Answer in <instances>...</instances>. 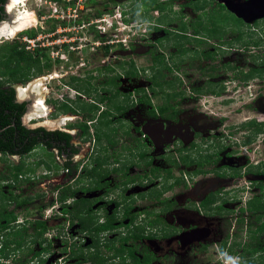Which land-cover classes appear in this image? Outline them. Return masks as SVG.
<instances>
[{
	"label": "flooded vegetation",
	"instance_id": "obj_1",
	"mask_svg": "<svg viewBox=\"0 0 264 264\" xmlns=\"http://www.w3.org/2000/svg\"><path fill=\"white\" fill-rule=\"evenodd\" d=\"M10 2L0 4V23L12 20ZM135 11L137 36L99 48L104 59L92 56L83 74L65 65L69 80L59 78L73 94L51 100L48 86L37 93L39 80L20 91L0 85L6 97L14 91L12 104L25 105L20 116L0 108V137L15 145L0 159L28 170L7 181L0 175V264H202L200 254L216 257L206 264L263 261L264 214L249 203L264 201V0H137ZM27 51L49 64L43 73L55 67ZM55 108L78 119V129L36 120ZM231 115L243 121L230 124ZM39 178L50 192L21 194L22 183ZM247 180L258 195L226 197ZM25 198L34 199L19 204ZM42 198L37 214L28 210ZM17 211H27L24 219Z\"/></svg>",
	"mask_w": 264,
	"mask_h": 264
},
{
	"label": "rangeland",
	"instance_id": "obj_2",
	"mask_svg": "<svg viewBox=\"0 0 264 264\" xmlns=\"http://www.w3.org/2000/svg\"><path fill=\"white\" fill-rule=\"evenodd\" d=\"M55 1H59V0H29L25 3H21L20 5H17V7H14L16 11L14 10L12 12L13 14L12 20L11 22L8 23L13 24V22L16 20V17L19 15V12L25 13V11L31 12L34 16H36L37 19L36 23H34V26L32 25L29 29H26L25 31L23 30L24 32L22 31L20 32V34H17L16 36H12L9 38L2 36L0 38V44L2 43L13 44L15 42L21 43L24 42L23 38L27 37L25 35L26 31H31L36 33V36L31 38L35 41V45H36L34 54L37 56H43L45 61L56 60L57 62L55 64V67L54 68L52 67L49 70H45L42 76L39 77L35 76L36 78H34L28 83H23V84L16 83L14 84V86L18 88V91L25 90L27 87H29V84L31 82L35 80L36 81L39 80L34 83L35 87H37L36 88V90L38 91L37 93L40 94L41 93L40 91L43 88H44L43 90H45L44 85L48 86L49 91L52 93L51 100H53V98L59 100V98L64 94L65 95L73 94L72 88L70 86H67L66 83H64L65 85H63L59 78L60 75L67 74L63 70L64 68L66 69L65 65H69L70 67H72L71 70L73 72L77 71L78 74H83L85 68L84 66L85 65L89 66L88 62L90 61L92 56L95 57L97 63H100L101 60L104 59L103 56L104 54L101 50H99V48H102L105 46V44H110V43L113 44L112 46H116L117 45L116 41H120V40H123L124 44H126L131 38L137 36L138 30L141 27L140 26L141 22H139L141 14L135 11V3L137 0H133V1L109 0L111 2L110 9L101 12H99V9L104 8L103 7L104 3L107 2V0H74L71 1L70 5H68L66 0L64 2L63 0H60L59 2L63 6L64 13L61 12L60 5L55 3ZM97 1L103 4L96 6ZM122 10H124L127 14L126 16L125 15L122 16L124 20L125 19L131 20L132 18V21L128 24L129 26L130 25L132 26L131 28L129 27L124 30L119 29V26L117 25V22L119 21L118 15L120 13L122 15L123 12ZM16 13H18V15ZM103 15H110L106 23L104 22L101 23V25L105 27V31H106L105 35L98 33L95 26L90 25L91 22L102 19ZM217 22L219 23L221 29H224L228 25L225 21L219 19L217 20ZM110 23L113 24V27H110ZM93 27L95 28L94 30H92ZM94 42L98 44L97 45L98 47L93 44ZM76 47L79 48L77 49ZM96 47L98 48V51L95 49V51L97 52L96 54H94L95 52L94 48ZM75 50L80 51L79 56H76V54H74ZM115 55L119 56V54L117 53ZM135 59L138 61L140 65V69L146 67L148 64L145 57H135ZM226 60L227 61L230 60V62L229 61L228 62L229 64H231V62L233 61V57L228 56ZM112 64L114 66L115 62H113ZM77 66H81L80 67L81 69H78L79 67ZM66 70H70V69H66ZM65 78L67 81L69 80V77H67V75ZM104 80L106 79L102 77L98 81H96V84H102ZM42 95L40 96L41 99H42ZM237 107H238L237 103L233 104L232 106H230L229 110H233V109L235 110ZM44 108L46 109L45 106ZM212 110L214 113H216V111H214V108H212ZM203 111L209 112L207 108H204ZM64 116L65 113L63 111L60 110L57 111L55 108V110H53V114L48 115L47 117H42L40 119L37 118L36 120H38V122L48 120V122L57 123L63 117L64 119L63 122L64 124H62L63 128L78 129L77 127L79 122L78 119H75L74 121H67L65 120ZM197 116H201V112H199ZM243 117L244 115L237 118L235 115H231V119L229 123L230 124H234L235 122L240 123L243 121ZM258 117H261V114H258ZM253 147H255L256 150L257 145L255 144ZM262 147L264 146L262 145ZM260 150H261V146H260ZM249 152L251 156H249L248 153L245 151H242V155L243 156L248 155L250 158L253 159L255 157L254 152L251 151ZM261 154L262 155L260 156V158L264 156V153ZM260 158L257 157L254 158L255 162L259 161ZM17 164L18 162L14 157H7L6 160H3V158H1L0 175L7 174L10 172L8 168L9 165H17ZM42 172H45V169L43 167L38 168V170H36V173L33 176H41ZM250 183H251L250 180H247V183H243V185H240V190L239 188H233L230 190L229 188H227L228 191H226V197L236 198V199L239 198L240 201H245V200H249V198L253 197V195H258V192L254 190L252 184ZM246 187H251L255 192L246 189ZM19 190L21 191L22 195L32 196V195H36L38 192L42 193L46 190H48L47 192H50L52 190V187L49 186L48 184L46 185V182L42 178H39L36 179V181L33 184L22 183V186ZM46 196L48 195L46 194ZM44 202H46L44 198L35 200L31 204L33 208L29 206L28 210L30 209L33 213L37 214L40 211L39 208H41V206H44L45 204ZM27 211H21V212L17 211L19 212V218L24 219V216H26ZM211 256L212 254L208 256L203 254L198 255V257L200 258L199 259L200 262H203L202 264H206L208 258H210L212 261L217 260L216 257H211Z\"/></svg>",
	"mask_w": 264,
	"mask_h": 264
},
{
	"label": "trees",
	"instance_id": "obj_3",
	"mask_svg": "<svg viewBox=\"0 0 264 264\" xmlns=\"http://www.w3.org/2000/svg\"><path fill=\"white\" fill-rule=\"evenodd\" d=\"M5 0H0V4H2ZM153 5V3H152ZM2 7L0 6V21L3 20L1 11ZM134 20V19H133ZM132 21L130 19H125V22L130 23ZM24 32V31H23ZM25 35L29 38H33L36 36L35 32L26 31ZM49 68V64L43 67L42 61L40 58H35L34 55H31L26 50V43H13L0 46V77L4 80L0 81V85L5 83L16 84V83H27L35 76L41 75L43 73L44 68ZM6 91L0 88V108L4 111L7 108L14 109V115L17 112V115H21L24 112L25 105L16 106L12 104V99L14 95V91H12L11 95L6 97ZM1 116L6 117L1 113ZM109 122V121H107ZM22 132H25V129H21ZM98 137H100L98 135ZM21 141V139L17 140ZM14 140L10 138L8 135H3L0 137V152L6 155L14 153ZM10 173L1 176L2 181H7L9 179H18L19 175L26 174L28 170H25L23 165H17L15 167L8 166ZM15 172V173H13ZM68 192H64L63 197L67 198L71 196ZM34 198H25L19 204H26L32 201ZM249 209L254 211L262 212L261 215L264 214V201L261 198H254L249 203ZM258 217V218H260ZM1 219V218H0ZM16 219V217L14 218ZM40 228L45 229L44 224H39ZM101 229V228H100ZM105 228H103L104 230ZM258 233H264V223L263 226L258 229ZM21 240L18 242V246H22L23 242V232H19ZM264 261V259H262ZM261 262L263 264L264 262Z\"/></svg>",
	"mask_w": 264,
	"mask_h": 264
},
{
	"label": "bare ground",
	"instance_id": "obj_4",
	"mask_svg": "<svg viewBox=\"0 0 264 264\" xmlns=\"http://www.w3.org/2000/svg\"><path fill=\"white\" fill-rule=\"evenodd\" d=\"M27 1H29V0H11L10 8L14 11L15 10L14 7H17V5H20L21 3H25ZM16 14L18 15V13H16ZM36 20H37L36 16H34L31 12H28V11L27 12L25 11V13L19 12V15L16 17V20L13 22V24L4 23L3 25L0 26V38L2 36L7 37V38L12 37V36H16L17 34L22 32L23 30L25 31L26 29H29L32 25L34 26V23H36ZM35 88H37V87H35ZM43 100H44V96L42 95V99L40 98L38 101L40 103V106L43 105V103H44ZM37 109H38V106H37ZM67 120H73V119L69 118ZM61 121L64 122V119H61Z\"/></svg>",
	"mask_w": 264,
	"mask_h": 264
},
{
	"label": "built area",
	"instance_id": "obj_5",
	"mask_svg": "<svg viewBox=\"0 0 264 264\" xmlns=\"http://www.w3.org/2000/svg\"><path fill=\"white\" fill-rule=\"evenodd\" d=\"M65 0H63V2H64ZM67 1V3H68V5H70L71 4V1H74V0H66ZM55 3H57V4H59L60 5V10H61V12L62 13H64V11H63V6L60 4V2L59 1H55ZM64 17V16H63ZM110 17V15H103V18L102 19H100V20H95V21H93V22H91V24L90 25H92V26H95V28H96V30L98 31V32H100V33H102V34H104L105 35V33H106V31H105V27L103 26V25H101V23L102 22H104V23H106V21H108L107 19ZM118 19H119V21L117 22V25L119 26V29L121 30V29H127V28H131L132 26L130 25H127L124 21H123V19H122V15H121V13L118 15ZM85 25V24H84ZM110 27H113V24L112 23H110ZM94 28V27H93ZM23 41L26 43V49L27 50H31V51H35V47H36V45H35V41L33 40V39H31V38H29V37H25V38H23Z\"/></svg>",
	"mask_w": 264,
	"mask_h": 264
},
{
	"label": "clouds",
	"instance_id": "obj_6",
	"mask_svg": "<svg viewBox=\"0 0 264 264\" xmlns=\"http://www.w3.org/2000/svg\"><path fill=\"white\" fill-rule=\"evenodd\" d=\"M123 19V21L125 22V20H124V18H122ZM127 25L129 24V23H127V22H125ZM25 43V42H24ZM27 48V47H26ZM233 264H238V260H234L233 261Z\"/></svg>",
	"mask_w": 264,
	"mask_h": 264
},
{
	"label": "water",
	"instance_id": "obj_7",
	"mask_svg": "<svg viewBox=\"0 0 264 264\" xmlns=\"http://www.w3.org/2000/svg\"><path fill=\"white\" fill-rule=\"evenodd\" d=\"M228 8H229V7H228ZM229 9L234 13V11H235L234 9H231V8H229ZM233 10H234V11H233ZM237 15H238V14H237ZM238 16L241 17V15H238ZM3 24H4V23H0V26L3 25Z\"/></svg>",
	"mask_w": 264,
	"mask_h": 264
}]
</instances>
